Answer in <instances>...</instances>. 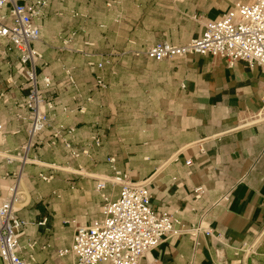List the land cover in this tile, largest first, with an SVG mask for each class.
<instances>
[{"label":"crops","instance_id":"1","mask_svg":"<svg viewBox=\"0 0 264 264\" xmlns=\"http://www.w3.org/2000/svg\"><path fill=\"white\" fill-rule=\"evenodd\" d=\"M17 1L46 3L33 48L43 56L36 72L48 117L26 160L7 163L2 156L28 142V80L17 51L0 40V201L16 186L14 212L24 223L18 256L28 264H73L59 252L71 248L78 226L102 220L104 197L118 198L119 185L105 182L97 191L114 168L146 185L154 213L179 223V233L140 264H264V72L210 55L159 62L145 55L158 43L201 37L208 22L245 0ZM55 131L78 157L62 139L48 146ZM197 228L212 237L191 236ZM256 243L253 254H243Z\"/></svg>","mask_w":264,"mask_h":264},{"label":"built area","instance_id":"2","mask_svg":"<svg viewBox=\"0 0 264 264\" xmlns=\"http://www.w3.org/2000/svg\"><path fill=\"white\" fill-rule=\"evenodd\" d=\"M43 1L30 5L17 0H0V40L7 42L19 54V61L26 69L28 92L25 98V108L29 112L28 142L15 154L8 153L2 157L7 163L24 162L26 154L33 148L35 140L39 139L47 127L48 117L44 109L38 88L37 66L41 63L42 54L33 48L39 42L41 30L37 21L42 17ZM74 37L72 34L64 43L68 44ZM85 46L93 44L84 43ZM86 58L94 54L78 51ZM145 55L154 61L184 58L189 55L214 56L224 60L228 66L245 63L248 67H258L264 72V0H245L236 4L226 14L205 25L201 37L193 39L183 46H174L162 42L148 48ZM104 63L109 64L108 61ZM102 69L103 64H98ZM42 82L50 86L49 78ZM98 87H104L97 80ZM52 110V103L45 104ZM67 112L66 109L63 110ZM82 112L83 109H79ZM63 131H55L50 136L48 146H54L55 141L62 139ZM73 133V129L67 131ZM2 127L0 125V136ZM71 156L78 154L70 143L63 140ZM24 155H23V154ZM108 162L113 164L114 160ZM114 176L103 180L97 186L101 192L105 182L119 185L121 191L114 202H106L103 207L102 220L95 221L89 227L78 226L75 229L73 242L69 250L59 252L60 256L71 255L73 264H140L145 254L158 247L168 235H177L178 221L170 214L154 213L150 206L151 193L143 183H133L127 177L117 172ZM200 191V190H198ZM17 188L8 189V196L0 201V264H28L18 256L19 245L17 234L24 225L17 219L14 204L17 201ZM204 233L212 237L209 230L199 228L189 231L191 236ZM256 244L243 246L247 254L255 252ZM31 249L34 245L29 246Z\"/></svg>","mask_w":264,"mask_h":264},{"label":"rangeland","instance_id":"3","mask_svg":"<svg viewBox=\"0 0 264 264\" xmlns=\"http://www.w3.org/2000/svg\"><path fill=\"white\" fill-rule=\"evenodd\" d=\"M146 18H147L148 21H149V20H155V19H160V20H164V21H168V22H177V23L180 21V19H179L178 17L168 16V15H159V16H155V15H147ZM126 20H127V22H128V21H130L131 19H130V17H127ZM127 22H126V24H128ZM62 36H63L62 34H59V38L62 37ZM108 99H111V100H113V101H115V99H116V101L119 100V98H118V100H117V98H115V97H113V96H109V94H108ZM119 102H121V100H119ZM119 104H120V103H119ZM263 238H264V237H263ZM261 241H262V239H261ZM260 246H261V243L259 244V248H260ZM257 253H258V252H257ZM243 254L249 255V254H247L245 251H243Z\"/></svg>","mask_w":264,"mask_h":264}]
</instances>
